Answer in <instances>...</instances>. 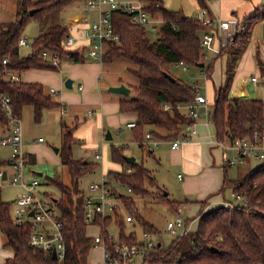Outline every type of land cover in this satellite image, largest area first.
<instances>
[{
	"label": "trees",
	"instance_id": "16d2710c",
	"mask_svg": "<svg viewBox=\"0 0 264 264\" xmlns=\"http://www.w3.org/2000/svg\"><path fill=\"white\" fill-rule=\"evenodd\" d=\"M72 1L17 0L18 11L15 19L0 22V95L4 94L10 99L13 110L19 117L24 106H31L34 121L39 122L44 110L57 108L60 103L53 100L39 83L8 82L2 74V60L7 59V68L19 74L32 68L58 69L41 60L40 53L43 50L56 51L73 63L84 62L85 48L74 51L62 48V40L68 31L59 23L38 33L32 40L28 54L21 55L17 46V41L29 22L43 23L49 14L60 12ZM142 1L147 3L144 6L145 11L161 20L157 32H148L142 26L132 24L128 14L113 11L112 26L119 41L107 46L102 61L106 64L116 59L127 61L129 71L137 80L134 85L125 84L130 88V93L119 100L120 113L136 114L135 126L131 130L133 140L142 142L146 132H150L155 138L169 140L178 135L181 125L187 122L188 118L176 106L193 100L195 92L192 85L170 72L172 65L182 63L187 67H196L208 79L211 78L215 60L223 55L227 57L226 76L224 85L214 90L211 115L216 140L252 138L255 132L264 133L263 101L231 93L235 68L249 45L253 27L264 20V4L258 5L251 14L241 17L245 26L243 31L236 34L217 56L204 62L200 35L210 29L207 25L180 10L167 9L161 0ZM31 10L34 11L32 15L29 14ZM200 64L203 66L199 67ZM166 74L171 75L174 81L167 78ZM164 104H168L171 109L163 110ZM0 122L3 125L7 123L1 106ZM75 127L76 121L71 128L65 127L58 148L60 162L67 169L70 184L65 185L58 177L48 179V182L61 193L60 198H56V203L61 211L66 260L69 264H87L92 237L86 234L83 193L78 189V179L93 171L96 163L73 158L72 145L77 141L72 134ZM147 127L148 131L145 130ZM111 159L123 168H131L130 173L124 170L107 173L130 189L129 193L118 194L125 211L134 213L132 217L139 223L142 231L158 233L137 214L132 198V195L149 194L145 182L154 181L150 171L142 162L128 164L124 159L123 147H112ZM28 164H34V161L29 159ZM227 168V165L223 168V182L219 191L230 189L233 195L244 196L245 204L233 207L222 205L200 213L194 232L174 238L167 247L157 249L151 255L149 263L264 264V164L236 180L227 178ZM161 199L174 212L180 206V203L170 201L168 194L162 195ZM10 209L11 203L3 202L0 198L2 247L13 252V256L7 258L4 264H52L51 260L45 259L42 253L29 246L28 225L13 224ZM117 216L115 225L118 238L122 241L135 240L136 236L129 234V229L126 232L127 222L124 217ZM111 223V216L103 221H95L99 229L108 228Z\"/></svg>",
	"mask_w": 264,
	"mask_h": 264
},
{
	"label": "built area",
	"instance_id": "2783aa9c",
	"mask_svg": "<svg viewBox=\"0 0 264 264\" xmlns=\"http://www.w3.org/2000/svg\"><path fill=\"white\" fill-rule=\"evenodd\" d=\"M83 16L76 20V34L67 33L61 43L66 51H74L77 45L85 48L86 59L93 62H102L103 56L110 43H117L119 36L114 32L111 16L113 11L124 12L129 15L130 22L134 25L142 26L146 31L156 33L161 20L151 16L144 9L142 1H120V0H84ZM89 14H94V18ZM195 18L207 25L210 29L200 35V45L204 52V62H209L211 57L217 56L221 49L238 33L244 29L241 18L236 16L228 19H212L207 15L205 9H201ZM17 46L26 47L31 50L32 41L29 43L22 36L17 41ZM30 52V51H29ZM28 52V53H29ZM27 53V54H28ZM42 61L55 68H60L63 63L70 61L67 57L61 56L56 51L43 50L40 53ZM2 74L10 83H20L21 74L7 68V59L2 60ZM178 66L187 69V66L179 63ZM256 77H251L250 82L256 83ZM195 92L193 100L178 104L176 108L188 118L187 122L181 125L178 135L169 139L172 149L178 148L181 144L193 140L197 135L196 123L198 120L211 122L212 111L203 88L197 82L192 84ZM81 89V86H78ZM54 89L49 90L50 96H55ZM0 106L7 119L5 125L0 124V146H9L11 155L9 165L13 169L10 183L22 188V192L14 199L11 210V220L13 224L22 226L27 224L29 227V246L37 252L43 254L45 259L51 260L52 264H69L66 260V243L63 233V223L61 211L54 198L46 197L40 193L37 180L25 179V165H28V158L22 148V128L20 117L13 110L10 99L0 95ZM63 112V104H60ZM163 110H170L168 104H164ZM92 111H88V116ZM134 121L125 123L126 128H133ZM38 141H42L41 138ZM161 139L155 138L150 132H146L142 142L135 141L139 146L156 148ZM223 152V162L232 167L241 163L245 158L264 160V133L255 132L252 138H234L227 141L215 140ZM227 151L234 152V157L229 158ZM99 158V154H95ZM126 173L131 172L130 167H125ZM0 180H3V173L0 172ZM118 186L120 190L116 188ZM125 191V192H124ZM130 189L120 181L112 178L107 173L101 178L100 182L89 183L86 191L83 192L84 220L86 225H95L96 219L100 221L111 216L114 223L117 215L124 217V220L134 225L131 215H123L118 194L129 193ZM233 201L226 202L224 206H236L245 204V198L241 195L232 194ZM117 214V215H116ZM174 219L168 220L165 232L173 238L185 236L189 231L187 221L180 215V208L175 210ZM97 226V225H96ZM98 227V226H97ZM99 228V227H98ZM131 231V232H130ZM129 234L136 236L135 240L122 241L117 233L113 234L108 228L99 229L98 233L92 236V248H99L101 260L99 264H149L151 255L159 248H163L156 234L146 231L136 234L134 229L129 230ZM53 255L55 258H53Z\"/></svg>",
	"mask_w": 264,
	"mask_h": 264
},
{
	"label": "rangeland",
	"instance_id": "374dc122",
	"mask_svg": "<svg viewBox=\"0 0 264 264\" xmlns=\"http://www.w3.org/2000/svg\"><path fill=\"white\" fill-rule=\"evenodd\" d=\"M126 1V0H120ZM127 1H137V0H127ZM142 1V0H141ZM164 6L170 10H180L183 14L187 16L194 17L200 10L196 0H161ZM145 6L147 4L145 1L142 2ZM83 6L84 0H73L70 2L63 10L60 12L51 13L48 15L47 20L43 23L39 22H29L22 31V37L30 43L38 33L47 29L49 26L59 23L67 28L69 34H72L73 26L76 27V20L80 19L83 16ZM18 11L17 0H0V22H9L15 19L16 13ZM90 17L94 18V14H89ZM157 17V16H155ZM249 43L248 48L245 49L241 55L238 66H236L235 71L245 72L246 74L241 77L235 78L233 75L232 79V95H235V90H238L240 83H244L245 79L249 80L251 75H254L258 78L257 84L248 85V91L240 90L241 95H245L249 98L261 99L264 103V20L256 28L254 34L252 33V40ZM256 42V43H255ZM30 51L29 48L21 47L20 54L26 55ZM227 57L223 55L215 60L213 65V70L211 73V78H206V75L196 67H183L178 65H172L170 67V72L180 78L182 81L186 82L189 85H192L194 82H197L203 88V93L206 95L210 109H213L214 102V90L219 88L221 85H224L225 81V69H226ZM239 64H241L239 66ZM66 66V65H65ZM108 69L105 70V74L110 77H119L122 83L129 85L136 84V78L129 71V63L123 59H116L113 62L106 64ZM63 68V67H62ZM61 69V72H55L56 76L62 77L63 84L53 85V80L55 79L53 74H47L49 76L50 84H45L44 90L53 88L56 91H60V94L63 92L67 93H79L77 91V84L79 82L74 81L71 88H66L64 86V80L68 79L67 76H63L64 71ZM30 72V73H29ZM61 73V76H60ZM23 80L27 78H33L32 72L27 70L23 74ZM245 78V79H244ZM104 79L107 77L104 75ZM247 80V81H248ZM249 84V83H248ZM110 86L104 87V92L110 99H114L116 94L109 93L107 89ZM48 87V88H47ZM59 94V95H60ZM236 96V95H235ZM54 100L58 101L59 96H53ZM111 100V101H112ZM109 102V101H108ZM61 107L54 109H47L42 112L39 122H35L33 118V111L31 106H24L21 115L20 122L23 134V151L32 150L36 156V164L25 165V179L26 180H37L39 183L40 193L46 197L51 198H60V191L52 184L48 182V179L59 178L65 185L70 184V177L68 175L67 169L63 167L60 163L59 155L54 151V148L60 146V137L65 127L71 128L73 125L74 117L77 116L76 127L72 129V133L77 140L72 145V155L76 160H81L86 163H96V167L93 171L84 174L78 179V189L81 192H85L89 183L100 182L101 178L106 175L108 171H116L118 167L111 159V148L112 147H123V155L125 157H134L136 162H142L145 168L150 171L154 179L153 183L150 181L145 182V188L149 192L148 195H132L134 205L136 208L137 214L147 223L151 224L158 233H155L157 240H160L162 247H167L170 242L174 239L172 236L168 235L165 232L166 222L168 220L174 219L175 215H172L170 211V206L161 199L163 192H168L170 197L177 195L178 191V174L183 175L178 168L170 166L168 162L165 164H160L156 159V153H148V149H141L134 142L132 137V131L125 127V124L119 128H105V132L102 131L101 126L98 122V116H88L87 111L88 107L86 106H68L64 107L63 112H61ZM183 112V108H181ZM96 123V129L91 125ZM148 128V127H147ZM149 129V128H148ZM109 132L111 139L106 140L104 133ZM212 137L215 138V132L212 134ZM38 138H41L43 142H38ZM169 141V140H168ZM168 141H162L164 144L160 145L166 146ZM160 142V143H161ZM166 143V144H165ZM97 148L99 152H102L103 158L101 160H95L93 152ZM45 150V151H44ZM229 157H234L231 152H227ZM11 153L9 149L0 147V161L7 162L10 159ZM243 163H239L236 166L228 168V177L230 179H235L237 177H243L249 169L256 168L257 166L264 164V160L257 159H245ZM250 160V164L246 163ZM106 167V168H105ZM4 169L11 174L8 164L4 165ZM123 167L121 168V170ZM2 172V170H0ZM36 173H41V176H38ZM118 190L121 189L116 186ZM83 190V191H82ZM22 192V188L18 185H13L9 180H0V196L2 201L10 202L17 195ZM125 192V191H124ZM223 194L226 199L230 197L231 190L226 189ZM229 200L233 201V198ZM120 206V210L123 215L134 216V213L131 211H125L124 205L116 200ZM180 206H178L179 208ZM11 212V210H10ZM185 216V213L183 214ZM182 216V217H183ZM135 225V226H134ZM132 228L136 234H140L141 226L139 223L134 221ZM197 223L194 220H188V229L189 232H194L196 229ZM130 227V224H126V232ZM112 231L117 233L114 228ZM94 229L88 228L87 233L91 236ZM4 252V251H2ZM6 254V251L3 255ZM11 258V257H5ZM101 260L100 249L92 248L89 251L87 257V264H99ZM149 264H163V263H149Z\"/></svg>",
	"mask_w": 264,
	"mask_h": 264
},
{
	"label": "crops",
	"instance_id": "0c3cea01",
	"mask_svg": "<svg viewBox=\"0 0 264 264\" xmlns=\"http://www.w3.org/2000/svg\"><path fill=\"white\" fill-rule=\"evenodd\" d=\"M196 2L198 3L200 10L205 9L207 11V15L212 19H228L234 16L241 18L245 15L251 14L258 5L264 4V0H196ZM261 22L255 24L252 30L253 34L256 28L261 24ZM76 33H77L76 27L73 26L72 34H76ZM252 33L250 40H252ZM80 45L81 44L77 45L78 46L77 49H83V47H81ZM240 65L241 64H239V66ZM61 69H63L62 72L64 71L63 76H67L69 79H71L72 84L74 83V81L79 82L76 88L77 91H79L78 94L77 93L71 94L67 92H63V94H60V91L55 90L57 92L55 96H59V99L58 101L56 100V102L63 104V107H65L66 105L72 107L74 106L88 107L89 108L88 111L89 110L92 111V114L89 116H93V115L98 116V122L103 132H105V128H109V127L119 128L120 130L121 129L120 126L124 125L126 122L135 121L136 114L119 112V100L125 96L116 94L115 98L112 100L104 92L105 86L106 87L110 85L118 86L120 84H124V85L126 84L124 82L121 83V79H119V77L117 78L110 77L105 74V70L108 69L106 63L93 62L86 59L84 62H80V63H73L71 61H68L66 63H63L60 66V68L56 70L32 68L29 70L32 72L33 78H27L23 80L22 76L24 73H21V82L39 83L43 86L44 89L45 84H50L49 82L52 81L49 80V76L47 74H53L55 77V79L53 80V85L58 84L61 86V84H63V80H62L63 78L62 77L58 78L55 74V72L56 73L61 72ZM246 73L247 71L242 72L239 71V69H237V71H235L234 79L241 77ZM104 75L107 77V79H104ZM251 77H256V76L251 75L249 77V80L244 78L245 82L243 84L240 83L238 90H235L234 94H240V90L241 91L245 90L249 92L248 85L258 83L257 77H256L257 79L256 83L250 82ZM79 85L81 86V89H78ZM50 89L51 88L46 89L44 91L47 94H49ZM51 98L54 100L53 96H51ZM77 119L78 117L75 116L74 121H76V123H77ZM0 124H2V122H0ZM91 125L92 126L94 125L93 128L96 129V123H92ZM128 129L132 130V128H128ZM147 129L148 128H146L145 130L148 131ZM196 130H197V135L193 138L192 141L183 143L176 149L171 148L168 140L161 139L162 141H168V144L165 143L166 146L160 147V145L164 144V142L163 143L161 142L156 148H148L147 151H149L148 153L150 154L156 153L155 157L160 164H165L166 162H168L170 166L178 168V170L183 174L181 175V177L180 174H178L179 183H178L177 195L172 196L173 198H171L170 194L167 192L168 199L170 201L180 203V207H179L180 215L183 216L182 213L183 214L185 213V216H183L185 220L191 219L196 221L197 223L198 215L200 213L208 212L216 207L224 205L227 201H231L229 199L232 198V193L230 197L226 199L225 195L223 194V192L226 189L222 192L219 191L223 182V172H224L223 168L225 165L223 162L224 152L218 146L214 145L216 140V138L212 137V134H214L215 132L214 125L212 124V122H205L204 120L200 119L196 123ZM160 132L163 133L162 131ZM73 137L76 140H79L77 137L74 136V134ZM104 137H105V133H104ZM22 139H23V134H22ZM38 142H43V140ZM0 147L9 149V152L11 153V148L9 146H0ZM138 147L140 146L138 145ZM24 152L27 155L28 160L31 159L34 161V164H36L37 154L32 150H27ZM227 152H231V151H227ZM227 152L226 155L227 157H229ZM56 153L58 154V151ZM96 153L99 154V158H95ZM232 154L233 156L235 155L234 152H232ZM93 155L95 160H101L103 158L102 152H99L97 148L94 149ZM245 159H249V157ZM245 159L242 161L243 163L246 161ZM8 162L9 160H7V162L0 161V170H2L3 173V180L10 181V178L13 175V169L11 168ZM246 163H248L249 166L250 160H248ZM5 164H8L9 169H12L11 174H9V172L4 169ZM121 168H122L121 166L118 167L116 171H121ZM250 170L252 169H249L248 172ZM226 175L227 178L230 179L228 177V168L226 169ZM238 178L239 177L230 180H236ZM14 199L10 201L11 203L10 210H12V203ZM170 211L172 212V215L175 214V212L171 207H170ZM89 227L94 229V232L93 234H91V236L87 233V229ZM112 228H114L115 231H117V227L114 221L108 227V230L114 234ZM128 229L129 230L132 229V226L130 225ZM98 231L99 228L96 225H87L86 227L87 236L92 237L94 234L98 233ZM188 231H190V229ZM2 241H3V237L0 233V264L5 263V260L7 259L5 257L13 256V252L10 249L2 247ZM2 251L4 252L6 251V254L3 255L4 252Z\"/></svg>",
	"mask_w": 264,
	"mask_h": 264
},
{
	"label": "water",
	"instance_id": "95a60500",
	"mask_svg": "<svg viewBox=\"0 0 264 264\" xmlns=\"http://www.w3.org/2000/svg\"><path fill=\"white\" fill-rule=\"evenodd\" d=\"M33 10H31L29 12L30 15L33 14ZM203 64H200L199 67H202ZM166 77L169 78L171 81H174V78L169 75V74H166ZM71 85H72V80L71 79H66L65 82H64V86L66 88H71ZM108 92L110 93H114V94H120V95H123V96H128L129 93H130V88L126 87L124 84H120L118 86H111L108 88ZM110 134L109 132H106L105 133V139L106 140H109L110 139ZM54 151L57 152L58 151V148H54ZM124 159L126 160V162L128 164H133L134 161H135V158L134 157H125L124 156ZM38 176H41V173H36ZM163 195L166 196L167 195V192H163ZM54 201H56V199H54ZM53 258H55V256L53 255Z\"/></svg>",
	"mask_w": 264,
	"mask_h": 264
}]
</instances>
